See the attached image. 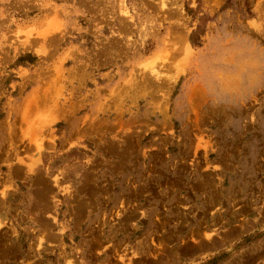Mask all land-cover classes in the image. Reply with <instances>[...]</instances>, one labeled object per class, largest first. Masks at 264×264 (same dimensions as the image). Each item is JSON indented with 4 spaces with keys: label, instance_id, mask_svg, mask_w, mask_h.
<instances>
[{
    "label": "rangeland",
    "instance_id": "rangeland-1",
    "mask_svg": "<svg viewBox=\"0 0 264 264\" xmlns=\"http://www.w3.org/2000/svg\"><path fill=\"white\" fill-rule=\"evenodd\" d=\"M0 264H264V0H0Z\"/></svg>",
    "mask_w": 264,
    "mask_h": 264
},
{
    "label": "crops",
    "instance_id": "crops-1",
    "mask_svg": "<svg viewBox=\"0 0 264 264\" xmlns=\"http://www.w3.org/2000/svg\"><path fill=\"white\" fill-rule=\"evenodd\" d=\"M16 195V189H3V185L0 184V222L3 225L6 217V210L13 198Z\"/></svg>",
    "mask_w": 264,
    "mask_h": 264
}]
</instances>
